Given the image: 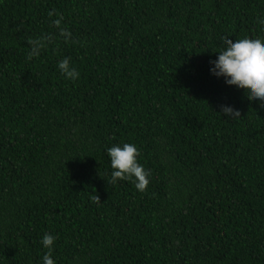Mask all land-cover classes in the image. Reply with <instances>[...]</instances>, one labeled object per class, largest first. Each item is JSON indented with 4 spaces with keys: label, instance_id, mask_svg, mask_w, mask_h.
I'll use <instances>...</instances> for the list:
<instances>
[{
    "label": "trees",
    "instance_id": "16d2710c",
    "mask_svg": "<svg viewBox=\"0 0 264 264\" xmlns=\"http://www.w3.org/2000/svg\"><path fill=\"white\" fill-rule=\"evenodd\" d=\"M225 36H264V0H0V264L45 233L56 264H264V107L210 74ZM117 143L146 191L109 183Z\"/></svg>",
    "mask_w": 264,
    "mask_h": 264
},
{
    "label": "clouds",
    "instance_id": "9594fccd",
    "mask_svg": "<svg viewBox=\"0 0 264 264\" xmlns=\"http://www.w3.org/2000/svg\"><path fill=\"white\" fill-rule=\"evenodd\" d=\"M51 16L52 13H49ZM60 19L54 21L59 36L65 41L71 38V32L62 26ZM52 36L30 39L29 56H39L41 51L53 41ZM224 47L218 51L216 59L209 61L210 74L223 78L228 86L244 89L248 93L249 101H256L264 107V36L236 39L233 42L228 36L222 37ZM57 67L62 76L69 80H77L79 71L71 64L70 58L65 57L58 61ZM226 119H236L240 110L232 105H221L220 112ZM107 155L111 164V179L109 183L118 181H132L135 188L144 192L150 183L151 172L138 160L140 151L134 143H117L107 148ZM56 237L45 233L40 243L47 251L41 257V264H56L53 258V249Z\"/></svg>",
    "mask_w": 264,
    "mask_h": 264
}]
</instances>
